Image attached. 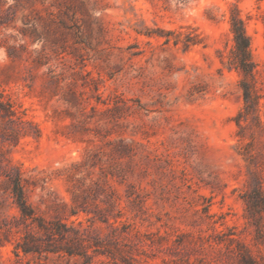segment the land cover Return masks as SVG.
<instances>
[{
	"label": "rangeland",
	"instance_id": "374dc122",
	"mask_svg": "<svg viewBox=\"0 0 264 264\" xmlns=\"http://www.w3.org/2000/svg\"><path fill=\"white\" fill-rule=\"evenodd\" d=\"M235 9L249 106L228 64ZM0 99L21 117L0 116V264H126L17 248L32 212L109 246L117 225L141 264H237L241 245L264 264V0H0Z\"/></svg>",
	"mask_w": 264,
	"mask_h": 264
},
{
	"label": "trees",
	"instance_id": "16d2710c",
	"mask_svg": "<svg viewBox=\"0 0 264 264\" xmlns=\"http://www.w3.org/2000/svg\"><path fill=\"white\" fill-rule=\"evenodd\" d=\"M231 31L233 33L235 44L228 60L229 67H235L242 73L240 85L243 89L246 105L249 106L250 102H254L256 104V95L254 93L256 64L253 60L251 52V38L246 30L245 22L237 9H235L231 16ZM2 109L4 112H2ZM14 115H16V111L13 108L12 102L10 100L0 99V116L8 117L12 120L21 119L20 116L13 118ZM242 115L243 114L240 113L239 116L241 117ZM237 122L238 124H241V118L237 119ZM255 193L264 205L263 191L258 188ZM14 196L17 204L22 210L23 215H31L23 185L21 184L19 177L15 179ZM36 220L38 221V224L34 225L35 228L32 230V245L29 241H24L23 243H18L17 248L21 247L25 252L30 250L38 252H42L44 250L49 252H58L63 250L70 255L76 254L85 257L86 262L91 261L92 255L88 252V250L89 248H93L95 253H108L114 256L119 255L122 261L126 264H141L137 258L132 256L131 249L117 245L119 244V237L123 235L118 232L119 227L117 225H112L111 238L109 239L113 240L114 243L117 242V244L109 246L101 237L92 239L91 236L86 233L87 229L85 227L67 225L59 220L46 221L43 218H34L32 212V224L35 223ZM41 233L46 236L43 238L47 239L45 244L40 240L42 238ZM53 238L72 240L81 248L79 250L77 248H73L69 244L67 246H54L52 242ZM208 240L210 241V239ZM214 243H218V241L214 240ZM214 243H210V245L213 248H216ZM241 246L242 248H240L236 254L237 264H259L257 258L251 253V251L246 246ZM216 251L220 253L221 249L218 248Z\"/></svg>",
	"mask_w": 264,
	"mask_h": 264
}]
</instances>
